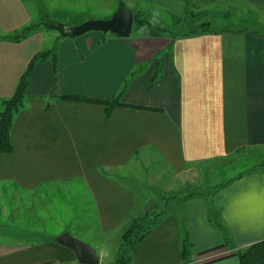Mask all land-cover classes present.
<instances>
[{
	"label": "crops",
	"instance_id": "0c3cea01",
	"mask_svg": "<svg viewBox=\"0 0 264 264\" xmlns=\"http://www.w3.org/2000/svg\"><path fill=\"white\" fill-rule=\"evenodd\" d=\"M0 1V34L32 24L22 0ZM245 1L264 11V0ZM213 32L172 44L145 30L129 38L90 32L56 41L57 32L49 43L36 35L0 40V101L13 96L34 55L56 47L58 58L56 67L45 61L33 69L11 132L14 152L0 155V191L40 196L44 186L78 181L92 197L106 244L96 251L101 264L133 217L158 212L133 183V169L156 162L179 177L199 163L264 153V35ZM122 90L126 107L108 119L99 104L63 100L106 102ZM262 190L264 163L206 193L164 199L167 214L133 250L132 264H240L232 254L264 241ZM10 209L0 194V222L19 217ZM58 238L27 241L0 229V264H79ZM186 238L191 249L184 261Z\"/></svg>",
	"mask_w": 264,
	"mask_h": 264
},
{
	"label": "rangeland",
	"instance_id": "374dc122",
	"mask_svg": "<svg viewBox=\"0 0 264 264\" xmlns=\"http://www.w3.org/2000/svg\"><path fill=\"white\" fill-rule=\"evenodd\" d=\"M139 1L141 2L137 4L135 2L134 5L130 3L133 0H22L21 2L31 16L30 26L39 24L45 19L57 27L60 23L78 26L90 20H108L114 16L119 4L122 3L126 11L133 14L141 13L145 21L175 35L198 32L199 29L204 28L202 25L204 23H209L207 28L212 31L244 29L264 35V11L245 0ZM10 4L12 5L11 0ZM7 5L9 11L18 13L17 6H10L8 3ZM22 30L12 35H18ZM134 32L137 31L133 29L132 34ZM145 33H148L147 30ZM12 35L0 34V38ZM33 35L38 36L37 39L41 42L49 43L57 32L48 31L43 27ZM250 152L248 150L225 159L193 165L179 177L174 176L163 164L151 162L153 165L149 164L148 167L146 164H141L138 170L133 167L136 169L132 170L135 171L131 175L135 178L132 181L144 194L148 203L150 202L149 208L161 212L168 208L164 199L183 198L192 193H206L213 187L229 181L231 177L264 163V153L261 150H256L259 155L253 158L249 157ZM44 188L45 192L40 196L13 194L11 189H2L3 191H0L2 205L10 206V210L17 211L19 217H10L12 222L8 219L7 222H0V229L10 230L11 234L18 233L27 241L43 239L47 235L56 239L68 234L88 244L100 255L101 249L106 244L98 224L92 197L82 192L83 186L75 181L73 184L61 182ZM128 224L129 222L127 226ZM33 231L41 232L43 235L40 236L39 233L33 235ZM116 246L117 244L106 251L101 258V264H116L119 245Z\"/></svg>",
	"mask_w": 264,
	"mask_h": 264
},
{
	"label": "trees",
	"instance_id": "16d2710c",
	"mask_svg": "<svg viewBox=\"0 0 264 264\" xmlns=\"http://www.w3.org/2000/svg\"><path fill=\"white\" fill-rule=\"evenodd\" d=\"M181 1L184 2L186 0H181ZM118 8H124V5L120 3ZM133 15H134L133 29L135 31H144L145 29L147 30L149 35L154 37L169 35L171 38V44L174 40L180 37L182 38L190 37L193 35L203 34V33H215L212 30L208 29L209 27L207 28L209 23H204L202 24L204 28L202 27V29H199L198 32L175 35L165 29L152 25L148 21H145L144 20L145 18L143 17L144 15H142L141 13H137ZM64 26H70V25H64L60 23V26L57 27L54 24H52V22L45 19L39 24H34L24 28L18 35L3 37L0 38V40L21 42L31 37V35H33L36 31L38 32L43 27L46 28L48 31L55 30L56 32L60 33L59 31L60 28ZM63 36H68V35L60 34V36L57 37L56 41H58ZM170 46L171 45H169V49ZM45 61H51L54 67L57 66L58 58H57L56 47H53L52 49L47 51L39 52L36 55H34L31 61L29 62L25 72L20 77L13 96L8 99H4L0 101V106H1L0 107L1 108L0 109V155H12L14 152V148L11 142V132L15 122V118L17 114L24 108L27 88L29 86L30 77L35 65ZM123 93L124 90H122L120 95L117 96L115 99L106 102L89 100L79 97H65L63 100L99 104L105 108L106 119H108L114 109L120 107H126L122 102ZM49 108H50V102L48 101L46 103L45 110H48ZM177 199L178 198L174 197V198H168L167 200L175 201ZM166 214H167L166 212H160V213L148 212L147 210L144 214L138 217H133L129 221V224L127 228L124 230L122 238L120 240L116 254V261H115L116 264H132L133 250L140 243H142L147 237H149V235L159 225L160 221ZM226 243L228 244L227 239H226ZM190 249H191V244L189 240L186 238L183 242L182 253H181L184 261L187 260V256L189 255ZM232 256H237L240 261V264H264V241L254 244L246 249L239 250L234 254H232Z\"/></svg>",
	"mask_w": 264,
	"mask_h": 264
},
{
	"label": "water",
	"instance_id": "95a60500",
	"mask_svg": "<svg viewBox=\"0 0 264 264\" xmlns=\"http://www.w3.org/2000/svg\"><path fill=\"white\" fill-rule=\"evenodd\" d=\"M134 24V15L119 8L114 16L108 20H90L78 26H64L60 34L71 37H80L90 32L113 33L122 38H129ZM57 243L74 252L79 264H100L96 251L83 242L78 241L68 234L57 239Z\"/></svg>",
	"mask_w": 264,
	"mask_h": 264
},
{
	"label": "snow or ice",
	"instance_id": "6c2138e0",
	"mask_svg": "<svg viewBox=\"0 0 264 264\" xmlns=\"http://www.w3.org/2000/svg\"><path fill=\"white\" fill-rule=\"evenodd\" d=\"M262 191H264V190H262Z\"/></svg>",
	"mask_w": 264,
	"mask_h": 264
}]
</instances>
